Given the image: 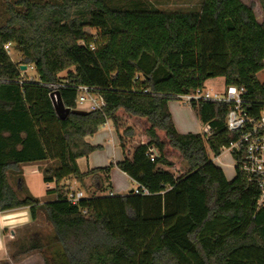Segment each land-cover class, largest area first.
<instances>
[{
    "label": "trees",
    "instance_id": "16d2710c",
    "mask_svg": "<svg viewBox=\"0 0 264 264\" xmlns=\"http://www.w3.org/2000/svg\"><path fill=\"white\" fill-rule=\"evenodd\" d=\"M258 2L261 21L242 0H202L198 9L185 11L143 2L122 7L110 0H6L0 25V212L27 207L32 221L40 212L66 264H264V202L257 204V186L238 165L228 180L210 158L237 137L225 127L227 104L190 103L206 127L201 133L178 132L167 106L215 77L264 100V82L257 78L264 70V0ZM6 43L20 53L19 62ZM20 65L33 67L36 78L25 77ZM78 85L98 94L101 110L60 119L55 94L75 109ZM118 114L142 124L149 140L130 149L118 135L120 161L81 171L77 159L98 147L85 138L107 120L115 124ZM172 156L185 162L184 174L161 169ZM233 158L239 162L240 156ZM41 161L57 162L42 171L43 181L54 183L46 192L55 198H19L8 171L19 174L23 164ZM113 165L149 194L109 191L77 203L67 199L63 179L93 178L105 191L102 180L108 182ZM39 248L24 238L17 253Z\"/></svg>",
    "mask_w": 264,
    "mask_h": 264
},
{
    "label": "rangeland",
    "instance_id": "374dc122",
    "mask_svg": "<svg viewBox=\"0 0 264 264\" xmlns=\"http://www.w3.org/2000/svg\"><path fill=\"white\" fill-rule=\"evenodd\" d=\"M5 1L0 0V25H2L7 17L5 11ZM13 2L14 0H8ZM38 2L49 1L57 3L59 0H35ZM116 5L125 7L130 2H143L147 5L153 6L159 10H190L198 9L202 0H110ZM245 4L251 5L258 21L262 19V11L258 0H242ZM91 33L93 29H86ZM11 59L14 62H19L21 59L20 53L14 46H9L7 49ZM23 75L27 78H36V72L33 67L28 66L22 70ZM60 77L65 76V72L59 74ZM259 81H264V71L257 74ZM223 88V80L221 77H215L210 80L206 89L210 93L214 91H221ZM168 110L170 112L172 121L176 130L180 133H201L205 131L206 127L197 119L190 106L178 99H170L167 102ZM116 123L111 120L98 127L96 132L85 138L90 145L98 146L88 156H82L77 159L78 167L81 171L95 167H104L110 163L115 164L123 157V153L119 144L118 135H121L125 141V146L130 149L134 148L141 142H146L147 136L141 125H138L122 115L118 114ZM131 130L128 135L126 129ZM111 134L109 133V130ZM155 151H153L154 153ZM210 158L223 171L225 177L231 180L235 175L234 162L227 151L221 152L217 157L210 154ZM169 166H160L161 169L172 172L175 176L182 175L188 169L185 162L175 156L169 158ZM57 164L56 161H41L35 164H23L20 167V173H11L8 171V180L15 190L19 198L24 196H31L38 199L40 202L49 201L46 190L54 187V183H45L43 181L42 171L45 169H53ZM20 177V183L17 177ZM64 181L62 187L65 191L72 189L73 191H81L83 196L87 195H105L111 191L114 195H123L135 187V183L129 180L127 176L122 174L116 166H111L109 170L108 182L102 180L105 186V191H100L99 183L96 179L86 178L83 183L78 182L74 178L69 177ZM52 199L55 195H52ZM17 211V212H16ZM19 215L20 210H7L0 212L1 218H5L12 214ZM20 216V215H19ZM0 234L6 237V254L1 258L0 264H66L60 249L56 244L53 230L48 222L45 221L43 215L39 212L37 217L32 222L22 224H8L0 227ZM30 238L39 244V250H29L25 253H17V244L19 240ZM48 262V263H47Z\"/></svg>",
    "mask_w": 264,
    "mask_h": 264
},
{
    "label": "built area",
    "instance_id": "2783aa9c",
    "mask_svg": "<svg viewBox=\"0 0 264 264\" xmlns=\"http://www.w3.org/2000/svg\"><path fill=\"white\" fill-rule=\"evenodd\" d=\"M10 43H6L4 48L7 50ZM93 48V47H91ZM264 71V70H262ZM264 82V81H262ZM53 90L57 85H49ZM77 98L75 109L86 112L101 110V103L98 94L91 87L86 85L76 86ZM178 99L190 105L192 101L211 100L218 103L227 104L225 114V127L229 132L237 135L234 141L222 149L231 155L234 165L245 175L249 182L254 183L258 190L257 204L264 202V100L257 102L247 96L244 87L235 85L224 86L221 91L212 93L203 88L193 92L182 94ZM149 158L154 159L153 150L150 151ZM239 155V162L233 158ZM134 194L147 195L149 191L143 185L135 182V187L131 189ZM83 197L81 191H67V199L72 203H77Z\"/></svg>",
    "mask_w": 264,
    "mask_h": 264
},
{
    "label": "crops",
    "instance_id": "0c3cea01",
    "mask_svg": "<svg viewBox=\"0 0 264 264\" xmlns=\"http://www.w3.org/2000/svg\"><path fill=\"white\" fill-rule=\"evenodd\" d=\"M213 78H211V79H209L206 83H205V87H206V85H207V83L210 81V80H212ZM223 80V79H222ZM129 120V119H128ZM109 120H107L105 123H107ZM129 121H132V122H134V123H136V124H138V125H141L142 126V129L144 130V126L142 125V124H140V123H138V122H136L135 120H129ZM104 123V124H105ZM109 130V129H108ZM109 133L111 134V131L109 130ZM132 133V132H131ZM147 139V141L149 140V137L148 136H146L145 137V140ZM141 143H145L144 141L143 142H141ZM123 158V157H122ZM120 161V160H119ZM116 163V162H115ZM30 164H35V163H30ZM116 169H118L117 167H116ZM119 170V169H118ZM120 171V170H119ZM121 172V171H120ZM122 174H124L123 172H122ZM125 176H127L126 174H124ZM128 177V176H127ZM69 178V177H68ZM68 178H65V179H63L62 181H61V184H63L64 183V181H66V183H67V179ZM129 178V177H128ZM73 179V178H72ZM129 180H131L130 178H129ZM132 181V180H131ZM132 182H134V181H132ZM135 183V182H134ZM77 191H79V190H77ZM113 194V193H112ZM52 195L53 194H48V197L50 198L49 200H52ZM12 210H20V216L19 215H17V214H12V215H8L7 217H5V218H1V220H0V227L1 226H3V225H8V224H22V223H27V222H32V220H31V218H30V214H29V210H28V208L27 207H21V208H17V209H12ZM17 212V211H16ZM7 239H6V237L5 236H2L1 234H0V261H1V258H3L4 256H5V254H6V241Z\"/></svg>",
    "mask_w": 264,
    "mask_h": 264
},
{
    "label": "water",
    "instance_id": "95a60500",
    "mask_svg": "<svg viewBox=\"0 0 264 264\" xmlns=\"http://www.w3.org/2000/svg\"><path fill=\"white\" fill-rule=\"evenodd\" d=\"M19 68L20 70H24L26 66L20 65ZM54 109L60 119H64L69 113H73V114H86L87 113L86 111H83V110L70 109V108L64 107L58 94H55Z\"/></svg>",
    "mask_w": 264,
    "mask_h": 264
}]
</instances>
